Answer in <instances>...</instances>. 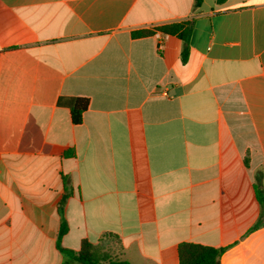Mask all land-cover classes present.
<instances>
[{
	"label": "crops",
	"instance_id": "0c3cea01",
	"mask_svg": "<svg viewBox=\"0 0 264 264\" xmlns=\"http://www.w3.org/2000/svg\"><path fill=\"white\" fill-rule=\"evenodd\" d=\"M63 220L130 264H264V0H0V264H62Z\"/></svg>",
	"mask_w": 264,
	"mask_h": 264
},
{
	"label": "trees",
	"instance_id": "16d2710c",
	"mask_svg": "<svg viewBox=\"0 0 264 264\" xmlns=\"http://www.w3.org/2000/svg\"><path fill=\"white\" fill-rule=\"evenodd\" d=\"M225 0H218V2H224ZM204 0H194L195 9H199L203 5ZM191 25L188 22L172 23L157 27L156 31L166 35L177 36L183 43L182 61L187 62L189 49H190V35ZM155 31H142L135 33L138 36H149L154 34ZM89 107V99L77 98L72 107V120L75 124H81L83 121V114ZM255 189L260 201L263 200V189H262V173L257 176ZM71 195L69 189L68 180L65 179V194L59 204V213L63 214L64 206L67 202L68 197ZM68 232V226L65 220L62 221L61 228L59 230L57 239V248L63 255L62 264H130L128 261L119 260L113 258L109 251H105L106 245L111 239H119L115 236H106L99 243L93 244L88 240L82 242L81 248L78 251L64 248L61 245L63 236ZM109 238L107 241L105 239ZM108 246V245H107ZM223 247H210L201 244L184 242L179 245L178 253L180 264H221V257L225 252Z\"/></svg>",
	"mask_w": 264,
	"mask_h": 264
},
{
	"label": "rangeland",
	"instance_id": "374dc122",
	"mask_svg": "<svg viewBox=\"0 0 264 264\" xmlns=\"http://www.w3.org/2000/svg\"><path fill=\"white\" fill-rule=\"evenodd\" d=\"M108 239L109 238L105 239V241H107ZM107 245L105 251H109L108 253H111L113 258H117L118 257L117 252L119 251V242L117 240L111 239ZM103 264H107V262H103Z\"/></svg>",
	"mask_w": 264,
	"mask_h": 264
}]
</instances>
